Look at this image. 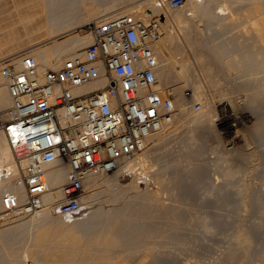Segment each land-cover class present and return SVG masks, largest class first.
<instances>
[{
	"label": "rangeland",
	"instance_id": "374dc122",
	"mask_svg": "<svg viewBox=\"0 0 264 264\" xmlns=\"http://www.w3.org/2000/svg\"><path fill=\"white\" fill-rule=\"evenodd\" d=\"M137 1L117 0L104 7L98 0H88L89 3H93V11H95L90 16V10L84 14L82 10L81 18H79L84 20V24L88 21L94 22L97 19V13L100 16L123 5H128L130 8L139 3ZM221 1L223 0H219V3ZM227 1L228 6L231 7L229 9H231L232 16L230 12L227 13L230 16L220 15L218 7L213 10L212 14H209L210 16L202 15L201 12H194L190 15L191 6L188 7V4H185L187 0L184 7L178 9L167 7L165 9L170 12L172 17H175L178 12L180 15L182 11L181 16L185 17L184 23L191 20V23L188 22L186 26L183 22H177L176 17L173 18L179 26L170 21H161L164 26V34L160 39L162 42L160 40L157 42L162 47L169 65L164 67L165 74L169 73V76L165 79L166 75L162 72L160 86L167 87L172 92L174 100L177 101L174 120L165 126L164 131H155L154 140H149L144 149L138 151L140 155L145 151V155L148 156L143 168L146 174L119 172L115 177L101 175L97 177L98 183L95 187L88 185L85 188L84 195L91 194V198L88 199L90 202H87L89 207L84 206V211H89L91 215L88 214L89 217L81 221H71L75 223H68L69 221L65 223L71 224L69 226L74 228L78 235V237L75 236L72 239H66V241L69 240L70 247L72 244L75 247L74 243H79V245L76 244L79 254L77 256L75 254V258L72 256L71 259L70 257L68 259L65 252L69 248V243L67 241L68 245L65 246V239L47 242L48 244L44 242V244L39 239L40 237H37L43 229L42 225L36 222L35 225L28 221L27 226L25 224L20 230L22 234L6 231L5 228L9 224L26 221L31 215H26L24 218L2 217L4 212L0 206V263L264 264V43L260 42L253 30V27L260 21L261 12H264V0ZM134 2L137 3L133 4ZM10 8H12L10 2L0 7V41L10 40L8 39L9 32L15 29L23 36L15 40V42L21 43L4 46V52L12 47H15L17 53L22 50L26 51L24 49H28V47L33 50L39 48L38 44L47 40L46 33H44L47 30L43 34L41 30L37 34L34 33L33 41H28L32 36L25 37L24 28L20 23H16L17 19L13 17L14 13H11L12 16L9 15ZM151 8L149 7V12H152ZM182 8H185L186 12ZM99 10L101 14H99ZM151 16L155 19L154 13ZM235 19L237 23H234ZM176 28L178 30L175 31ZM213 28L218 33V40H225L230 46L233 41V45L236 44L234 46H238V50L240 47L239 51L243 49L244 52L243 50L241 52L246 55L251 50L250 56L256 60L254 61L255 66L259 65L260 69L241 75L237 70L241 64L236 66L238 61H235L240 55L236 54L231 56L229 54L228 57L216 60L215 54L206 49V45H209L208 43L211 41L208 33H211L210 30ZM89 30L82 25L76 32L84 36L88 35ZM215 30L212 31L215 32ZM168 32L175 34L172 42L167 40ZM38 34L46 37L41 36L42 41L40 42V38L39 41L37 38L35 39ZM62 38L64 37H60V39ZM90 39L92 41V35H90ZM37 41L38 43H36ZM205 43L206 48L203 47ZM202 47L208 52H205ZM84 48L80 50L83 51ZM160 55L158 56L161 61L162 56ZM65 59L66 57L62 61ZM185 63L188 66L184 72L181 70V73L183 72L187 77L184 74L181 76L179 71ZM202 76L203 79H201ZM185 78L186 80H183ZM187 82L190 84L189 86ZM196 83L202 85L201 94H198L200 92L197 93V89L194 88ZM205 87L209 91H205ZM255 87L261 88H257V90ZM196 93L200 97L203 93L205 96L203 94L204 98L201 97L200 100ZM175 101L174 104H176ZM180 101L181 103H178ZM195 102H201L202 107L195 109L193 107ZM206 103L212 119L207 118L208 115L199 113L205 118L204 123L193 121V115L196 116L203 110ZM180 108L186 110L187 116L190 115L189 121L185 120ZM223 109L228 110L233 117L237 116L239 117L237 119L241 120H232L230 123L232 126L237 121L240 122L238 125L241 130L238 127L236 134L239 141L236 138L231 143L229 139L234 136L227 135L224 132L225 128L219 124V111ZM220 139L222 140L220 141ZM49 213L51 217H56L52 212ZM102 217H108L106 222L100 220ZM97 223L98 225H96ZM111 228L113 230H110L109 233L115 231L113 232L115 235L118 231V236L116 234L118 239L115 236L112 237L114 239L109 240L113 234H108V236L104 234ZM36 234L38 235L36 236ZM97 235L99 236L97 237ZM96 238L98 241L101 240L98 242ZM243 238H248V243L243 241ZM29 239L30 241H28ZM74 239L77 242H74ZM81 240L85 242L82 244ZM94 241L96 242L94 243ZM105 242L107 243L105 244ZM29 246L32 248L29 249ZM101 247L102 250H100ZM16 248L18 249L16 250ZM59 248L64 249L59 250ZM88 248L89 251H87ZM18 250L21 254L15 255ZM27 253L29 254L28 260L23 255ZM64 253L66 256L63 255ZM14 258L16 259L13 260Z\"/></svg>",
	"mask_w": 264,
	"mask_h": 264
},
{
	"label": "built area",
	"instance_id": "2783aa9c",
	"mask_svg": "<svg viewBox=\"0 0 264 264\" xmlns=\"http://www.w3.org/2000/svg\"><path fill=\"white\" fill-rule=\"evenodd\" d=\"M186 0H159L176 8ZM92 41L83 54L66 58L57 68H42L30 54L0 60L12 105L0 111L3 131L17 163L25 195L6 192V218L48 209L78 217L92 174L115 171L141 150L143 140L174 120L172 92L160 86L155 45L163 23L123 13L84 25ZM104 81L102 88L84 86ZM195 109L201 102L193 104ZM67 167L60 196L47 198L48 173ZM140 170V169H139Z\"/></svg>",
	"mask_w": 264,
	"mask_h": 264
},
{
	"label": "bare ground",
	"instance_id": "6f19581e",
	"mask_svg": "<svg viewBox=\"0 0 264 264\" xmlns=\"http://www.w3.org/2000/svg\"><path fill=\"white\" fill-rule=\"evenodd\" d=\"M99 2H102V5L105 6H108L111 2L113 3L114 1H117V0H98ZM159 0H138L137 2H134L133 4H136L134 5L133 7H130L128 8L129 6L128 5H123V6H120L119 8L116 9L115 7V10L109 12V13H104V14H101V11L99 12V14H101L100 16L96 15V18L95 19L96 21L94 22H99L101 20H104V19H108L110 17H114L116 15H120V14H123V13H134L137 17H140L142 18L143 20L145 21H149L150 19H153V17L151 16L153 13H154V16H155V19L159 20V21H170L172 22L173 24H176L177 22L179 23H182L186 25H188L187 23L190 22L188 21L187 23L183 21V19H185V17L183 18L181 16L182 14V11L179 15V12L177 13L174 18L177 20V22L175 23L174 21V18L171 16V14H169L170 12H168V10H165L166 8H160L157 6V3H158ZM11 3V6L12 8H10L9 11V15L12 13H14L13 17L16 20V23H20L23 28H24V35L26 38H29L30 36H32L34 33L37 34V32L39 33L40 30L43 34V32L45 30H47V32H44L46 33L45 35L47 36V40L42 42L41 44H38L39 48H37L36 50H33V49H30L31 47H28V49H24L26 51H21L19 53H17V50L15 49V47H12V48H9L7 51L4 52V46L6 45H13L14 44H18V43H21V42H15L16 39H20L23 34H20V32L15 29V30H12L11 32H9V38L10 40H7L5 42H1L0 41V60L1 58L3 59V57L6 58V56L8 57H13L15 59H17V61L19 62L20 61V57L25 55V54H30L32 55L36 60L37 62L40 64V66L42 68H57L59 67L61 64H62V60L66 57H69L70 55H74V54H83V51H81L80 49L84 48L85 46H87L90 42H91V39H90V35L91 33L88 32V35H84V36H81L79 35L76 31L77 29H79L82 25H85L87 23H83L82 19H80V15L82 13V10H83V14L84 12L88 11L90 12V16L94 13L93 9H94V5L93 3H89L88 0H0V7L3 6V5H6L8 3ZM111 3V4H112ZM110 4V5H111ZM185 4H188V7L189 5L191 6V9H189V11L191 10V12L189 13L190 15H192L191 13H194V12H201L202 15H209L210 13L212 14L213 10L218 7L219 8V13L220 15L222 16H225L227 13H229L231 11V8L230 5L228 6V1L227 0H223L219 3V0H187V3ZM185 4H182L181 6H178L176 7L177 9L179 7H184ZM81 5V6H80ZM114 7V6H113ZM149 7H152L151 9L152 12H149L148 9ZM128 8V9H127ZM175 8V9H176ZM187 8V7H186ZM111 9V8H110ZM163 9V10H161ZM185 9V8H184ZM182 8V10H184ZM186 9V10H188ZM90 10V11H89ZM109 10V9H108ZM107 10V11H108ZM93 11V12H92ZM164 11H166L164 13ZM176 11V10H175ZM185 11V10H184ZM3 12V11H1ZM106 12V10H105ZM186 12V11H185ZM12 14L10 16H12ZM86 14V13H85ZM185 14V13H184ZM200 14V13H199ZM231 14V12H230ZM235 14V13H234ZM259 14V13H257ZM256 14V15H257ZM93 15V16H95ZM173 15V14H172ZM186 15V14H185ZM188 15V13H187ZM189 15V16H190ZM194 15V14H193ZM228 15V14H227ZM233 14H231L232 16ZM210 16V15H209ZM230 16V15H228ZM80 17V18H79ZM195 17V16H194ZM192 18V17H191ZM258 18V17H256ZM194 19V18H193ZM234 19V18H233ZM199 20V18H198ZM236 21V19H235ZM85 22H86V19H85ZM194 22V21H193ZM234 22V20H233ZM15 23V22H14ZM88 23H91V21ZM191 23V22H190ZM209 23V22H208ZM234 23H237L234 22ZM231 24V23H230ZM233 24V23H232ZM243 24V23H242ZM245 24V23H244ZM178 25V23H177ZM181 25V24H180ZM224 25V24H223ZM226 25V23H225ZM239 25V24H238ZM179 26V25H178ZM209 26V25H208ZM228 26V24H227ZM226 26V27H227ZM230 26V25H229ZM189 27V26H188ZM210 27V26H209ZM209 27H206L207 29H209ZM236 27H238L236 25ZM253 27V26H252ZM180 28H182V26H180ZM212 28V26H211ZM233 28V27H231ZM235 28V27H234ZM43 29V30H42ZM184 29V28H183ZM251 29V28H250ZM178 30L177 28L175 29V31ZM212 30H215L214 28ZM211 31V33H208L210 34V39L211 41H209V45H206V43L204 44L203 47L207 48L208 51L210 53H214L215 54V57L216 60H220V58H223V57H228L231 56L232 54H236V55H240V57L238 59H236L235 61H238L236 63V66H239L241 64V67L238 68V72L241 74V75H245V74H249L251 71H254V70H259L260 69V66L257 65V67L255 66L256 64L254 63V60L253 58H251L252 56L251 55V50L250 52L248 51V55H246L245 53L243 54V52L239 51L240 50V47H239V50H238V46H234L236 44L233 45V41L232 42V45L230 46V44L224 40H218V33L214 31ZM231 30V29H229ZM234 30V29H233ZM253 30L254 32L257 34V36L259 37L260 39V42L261 43H264V12L262 11L261 12V17H260V21L258 22V24L256 26L253 27ZM183 31V30H182ZM181 31V32H182ZM209 31V30H208ZM228 31V30H227ZM225 31V33L227 32ZM180 32V31H179ZM231 32V31H230ZM217 33V34H216ZM228 33V32H227ZM34 34V35H35ZM90 34V35H89ZM207 34V35H208ZM40 36V34H38ZM38 35L35 36V39L37 38V40L39 41V38H40V42L42 41L41 40V36L39 37ZM45 35H43L42 37H46ZM175 34L171 33V32H168L167 34V40H169L168 42H172V38ZM252 35V34H251ZM245 36V35H244ZM250 36V35H249ZM33 37L31 39H29L28 41H33ZM60 37H64L62 39H60ZM165 38V37H164ZM208 38V39H209ZM250 38V37H249ZM34 39V40H35ZM166 39V38H165ZM229 39V37H228ZM45 40V39H44ZM230 40V39H229ZM38 41L36 43H38ZM162 42V40H160ZM159 41V42H160ZM207 41V40H206ZM259 41V40H258ZM205 42V41H204ZM211 42V43H210ZM241 42V41H240ZM245 42V41H244ZM165 43V41H164ZM236 43V41H235ZM238 43H239V40H238ZM35 44V43H34ZM161 44V43H160ZM206 45V46H205ZM243 45V44H242ZM264 45V44H263ZM169 46V44H168ZM187 46V45H186ZM247 46V45H246ZM200 47V45H199ZM202 47V49H203ZM204 48V49H205ZM189 49V48H188ZM203 49V50H204ZM205 49V52H208L206 51ZM80 50V51H79ZM155 50L157 52L158 55L162 56L161 57V61L159 59V63H160V67L161 69H159V73H158V78H159V81H160V77L163 75L162 72H164V67L166 65H168V60L167 58L164 56V52H163V49L160 45H158V43L155 45ZM247 50V48H246ZM263 51H264V47H263ZM260 53V51H258ZM250 53V54H249ZM258 53V54H259ZM262 53V52H261ZM264 53V52H263ZM208 54V53H207ZM253 55V53H252ZM64 57V58H63ZM159 58V56H158ZM232 58V57H230ZM236 58V57H235ZM228 59V58H227ZM232 60V59H231ZM233 63V62H232ZM182 65V64H181ZM169 66V65H168ZM183 67H181V69L179 70L180 73H181V70L184 72L186 69V63L182 65ZM191 69V67H190ZM181 73V76L184 74V73ZM199 73V72H198ZM165 74V72H164ZM169 73L165 74V79L166 77L168 78V75ZM177 75V74H176ZM185 75V74H184ZM200 75V74H198ZM171 76V75H170ZM186 76V75H185ZM187 77V76H186ZM201 77V76H200ZM184 78V77H183ZM189 79V78H188ZM193 79V78H192ZM196 79V78H195ZM203 79V76L202 78ZM200 79V81H201ZM183 80H186L183 79ZM198 82V81H197ZM203 82V81H202ZM201 82V83H202ZM184 83V82H183ZM193 83V82H192ZM201 83H196L195 84V89H197V93L198 94H201L202 90V85ZM206 83V82H204ZM161 84V83H159ZM105 85V82L104 81H101V82H97V83H93V84H89V85H86L83 87V89H89V90H94V89H98V88H102L103 86ZM187 85L189 86L190 84H188L187 82ZM192 85V84H191ZM204 85V84H203ZM206 86V85H205ZM204 87V86H203ZM256 89L257 88H261V87H255ZM206 89V87H205ZM263 89V88H262ZM208 89H206L205 91H207ZM258 90V89H257ZM196 91V90H195ZM204 91V92H205ZM209 91V90H208ZM262 91V90H261ZM260 91V92H261ZM196 93V96H199L197 95ZM204 94V93H203ZM203 94L201 97H203ZM210 94V93H209ZM258 94V93H257ZM256 94V95H257ZM261 94V93H260ZM263 95V94H261ZM205 96V94H204ZM201 97L199 96L198 98H200L201 100ZM215 97V96H214ZM259 97V96H258ZM264 97V96H263ZM197 98V97H196ZM204 98V97H203ZM174 100V99H173ZM199 100V99H198ZM175 101V100H174ZM213 101V100H212ZM210 101V102H212ZM176 104L175 106L177 105V101H175ZM206 102V101H205ZM178 103H181L178 102ZM213 103V102H212ZM12 105V99H11V96L9 94V91H8V87H7V84L5 83V81L0 77V111L2 110H5L7 108H9L10 106ZM179 105V104H178ZM182 106V104H180ZM214 106V105H213ZM183 107V106H182ZM177 108V107H176ZM184 108V107H183ZM180 108V111H182V113L184 114L185 116V120H188V117L187 116V112L186 110ZM219 124L225 128V133H227V135L231 136L233 135L234 137L232 138H228L229 141L234 142V140L236 138H238V136L236 135L238 132V127L240 124V122L238 123V120L237 116L233 117V115L226 109L222 110V111H219ZM199 113H202L203 115H208L209 119H212V116L210 111H209V108H208V105L207 103L205 104V108L203 110H201L200 112H198L195 115H193L194 118H192V120H196L197 122L201 123L205 120V118L203 116H201ZM234 113V112H233ZM205 116V117H206ZM192 117V116H191ZM203 117V118H202ZM211 117V118H210ZM260 117V116H259ZM263 117V115H262ZM242 119V118H241ZM207 120V119H206ZM232 120H238L236 123H234L232 126L230 125L231 121ZM189 121V120H188ZM191 121V120H190ZM211 121V120H209ZM241 121V120H240ZM204 123V122H203ZM169 124V123H167ZM165 124L164 126H162L158 131L161 132V131H164L166 128L165 126L167 125ZM254 124V123H253ZM255 126V125H254ZM257 128V127H256ZM239 130H241V128L239 127ZM243 131V130H242ZM241 131V132H242ZM154 133H151L149 134L142 142L143 146L141 148V150L144 149V147L147 145V142L149 140H152L154 138ZM244 133V132H243ZM220 134V133H219ZM223 134V133H222ZM221 134V135H222ZM240 135V134H239ZM156 136V135H155ZM219 136V135H218ZM242 136V135H241ZM245 136V135H244ZM225 138V137H224ZM228 139H227V142H228ZM154 140V139H153ZM222 139H220L221 141ZM245 140V139H244ZM237 141V140H236ZM238 141H239V138H238ZM230 143V144H231ZM140 153V152H139ZM138 152L131 158L127 159V160H124L122 162V164L120 165V167L118 169H116L115 171L113 172H110V173H105V174H92L90 177H89V185L91 187H95L96 184L98 183L97 182V177L98 176H101V175H109V177H115L116 174H118L119 172H134V173H139V174H146V172L144 171V164H146L145 162L148 160L147 159V154L145 155V151L142 152V156L139 154ZM137 155V156H136ZM152 167V166H151ZM153 168V167H152ZM140 169V170H139ZM139 170V171H138ZM232 172V170H230ZM121 174V173H120ZM67 181V167L66 166H58V167H55L53 168L49 173H48V178H47V182H48V186H49V192L47 193L46 197L47 198H53V199H56L60 196V193H61V188H62V185ZM6 192H10V193H13V194H17L20 198H23L24 195H25V190H24V186H23V183H22V179H21V170H20V165L17 163L15 157H14V153L11 149V146L10 144L8 143V140L6 139V136L4 134L3 131H0V203H1V198L3 196L4 193ZM91 198V194L89 195H84L82 197V206H86V207H89V203H87ZM90 202V201H89ZM92 204V202H91ZM1 206V205H0ZM2 210V209H1ZM50 211L48 209H42L41 211L37 212V213H34V214H29L31 215V217L26 220V221H23V222H19V223H15V224H9V226H7L6 231H9V232H15L16 234L17 233H21V229L23 228V226L26 224L27 226V222L31 221V223H34L36 225V223L38 224H41L42 225V231L40 233L39 236H37L38 234H36L37 237H40L39 239L44 243L46 242V244H48L47 242H52V241H57L58 239L59 240H64L65 241V246L67 244V241L69 243V240L66 241V239H72L74 238L75 236L78 237V235H76V231L74 228H71V224H68L70 223L71 221H81V220H84V219H87V217H89V211L86 212L83 210L82 214L76 218L74 217H63V216H58L56 215V217H51ZM89 214V215H88ZM2 217H5V215H2ZM26 217V216H25ZM20 218H24L23 217H20ZM17 219V218H16ZM108 217H102L100 218L101 221H105L107 220ZM99 220V221H100ZM65 221V222H64ZM69 221V222H68ZM110 221V220H109ZM36 222V223H35ZM66 222H68L67 224H65ZM75 222H71V223H75ZM106 222V221H105ZM104 223V222H103ZM102 223V224H103ZM32 224V225H34ZM108 224V223H107ZM34 225V226H35ZM40 225V226H41ZM67 225V226H66ZM98 225V223L96 224ZM101 225V224H100ZM112 225V224H111ZM109 226V224H108ZM31 227V226H30ZM29 227V228H30ZM36 227V226H35ZM107 227V226H106ZM105 227V228H106ZM119 227V226H118ZM117 227V228H118ZM110 228V227H108ZM116 228V226H115ZM33 229V228H32ZM35 229V228H34ZM33 229V230H34ZM4 230V229H3ZM104 230V229H103ZM110 230H113L112 228L109 229V230H106L104 234H110L112 235L113 232L115 231H112L111 233ZM115 230H119V229H115ZM102 231V230H101ZM3 232V231H2ZM24 232V231H23ZM34 232V231H33ZM94 232V231H93ZM118 232V231H117ZM117 232L115 233V235L111 236V238L109 240H112L114 238L112 237H115ZM96 233V232H95ZM1 234V233H0ZM5 234V233H4ZM6 234H8L6 232ZM22 234V233H21ZM101 234V233H100ZM103 234V233H102ZM119 234V233H118ZM117 234V236H118ZM121 234V233H120ZM24 235V234H23ZM34 235V234H33ZM109 235V236H110ZM6 236V235H5ZM26 236V235H25ZM99 235H97L98 237ZM101 236V235H100ZM103 236V235H102ZM116 236V239H118L119 237ZM11 237V236H10ZM15 237V236H14ZM17 237V236H16ZM15 237V238H16ZM27 237V236H26ZM25 237V238H26ZM35 237V236H34ZM60 237V238H59ZM90 237H93V236H90ZM121 237V235H120ZM246 237V236H245ZM21 238V237H20ZM29 238V237H27ZM80 238V237H79ZM88 238V237H87ZM100 238V237H99ZM105 238V237H104ZM22 239V238H21ZM32 239V238H31ZM35 239V238H34ZM37 239V238H36ZM77 239V238H76ZM90 239V238H89ZM87 239V240H89ZM97 239V238H96ZM106 239V238H105ZM10 240V239H9ZM12 240V239H11ZM14 240V238H13ZM12 240V241H13ZM23 240V239H22ZM26 240V239H24ZM38 240V239H37ZM75 240V239H74ZM72 240V241H74ZM93 240V239H92ZM101 240V239H100ZM99 240V241H100ZM108 240V238H107ZM105 240V241H107ZM30 241V239L28 240ZM98 241V239H97ZM98 241V242H99ZM243 241H248V238H243ZM14 242V241H13ZM17 242V241H16ZM34 242V240H33ZM62 242V241H60ZM59 242V243H60ZM71 242V240H70ZM74 242H77V240H75ZM79 242V241H78ZM85 242V241H83ZM82 240H81V243L83 244ZM88 242V241H87ZM96 241H94L95 243ZM103 242V241H102ZM114 243V241H112ZM12 243V242H11ZM15 243V242H14ZM23 243V242H22ZM39 243V242H38ZM37 243V244H38ZM54 243H57V242H54ZM64 243V242H63ZM61 243V245L63 244ZM72 243V242H71ZM104 243V242H103ZM102 243V244H103ZM107 242H105L106 244ZM109 243V241H108ZM111 243V242H110ZM117 243V242H115ZM248 243V242H247ZM246 243V244H247ZM36 244V246H37ZM42 244V243H41ZM45 244V243H44ZM75 244V247H73V244L72 246L70 247V243H69V248L66 250L65 253H67V257L69 259L72 258V256H74L75 258V254L76 256L79 254V252H77L76 250V246L79 245V243H74ZM77 244V245H76ZM101 244V242H100ZM9 245V244H8ZM7 245V246H8ZM15 245V244H14ZM23 245V244H22ZM35 245V244H34ZM57 245V244H56ZM64 245V244H63ZM68 245V244H67ZM90 245V244H89ZM111 245V244H110ZM116 245V244H115ZM118 245V244H117ZM28 246V245H27ZM31 246H33L31 244ZM29 246V249H31L32 247ZM44 246V245H43ZM47 246V245H46ZM51 246V245H50ZM54 246V245H52ZM81 246V245H80ZM93 246V244H92ZM98 246H101V245H98ZM112 246V245H111ZM18 247V246H17ZM24 247V246H23ZM39 247V246H38ZM83 247V246H82ZM81 247V248H82ZM36 248V247H34ZM52 248V247H51ZM77 248H80V247H77ZM99 248V247H97ZM106 248H108L106 246ZM10 249V248H9ZM18 248H16L17 250ZM56 249V248H54ZM58 249V248H57ZM64 249V248H62ZM59 248V250H62ZM83 249V248H82ZM91 249V247H90ZM103 248L101 247L100 250H102ZM21 250V249H20ZM81 250V249H79ZM86 250V249H85ZM84 250V252H85ZM108 250V249H107ZM10 251H12L10 249ZM32 251V250H31ZM35 251V250H34ZM89 251V248L88 250ZM23 252V251H22ZM28 252H30L28 250ZM37 252V251H36ZM34 252V253H36ZM41 252V251H40ZM81 251V253H84ZM105 252V250H104ZM103 252V253H104ZM8 253V252H7ZM11 253V252H10ZM17 253H19V250L18 252H16L15 255H17ZM32 253V252H30ZM63 253V251H62ZM65 253L63 254L64 256ZM101 253V251H100ZM107 253V252H106ZM21 254V252L19 253ZM18 254V255H19ZM98 254V253H97ZM14 255V253H13ZM24 255V258L28 260V253L27 254H23ZM40 255V254H39ZM81 255V254H80ZM105 255V254H104ZM100 256V255H99ZM14 257V256H13ZM12 257V258H13ZM16 257V256H15ZM18 257V256H17ZM23 257V256H22ZM66 257V258H67ZM103 257V256H102ZM101 257V258H102ZM11 258V259H12ZM16 258H14L13 260H15ZM20 259H21V256H20ZM19 259V260H20ZM23 260V259H22ZM4 261V260H3ZM2 263V262H1ZM0 263V264H1ZM5 263V262H4ZM36 263V262H35ZM34 263V264H35ZM77 263V262H75ZM74 263V264H75ZM3 264V263H2ZM72 264V263H71ZM77 264H81V263H77ZM96 264V263H95Z\"/></svg>",
	"mask_w": 264,
	"mask_h": 264
}]
</instances>
